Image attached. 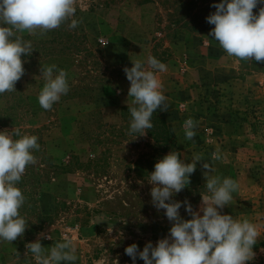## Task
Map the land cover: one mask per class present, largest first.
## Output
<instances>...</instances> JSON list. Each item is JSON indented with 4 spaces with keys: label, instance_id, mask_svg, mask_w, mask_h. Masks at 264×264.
I'll use <instances>...</instances> for the list:
<instances>
[{
    "label": "rangeland",
    "instance_id": "rangeland-1",
    "mask_svg": "<svg viewBox=\"0 0 264 264\" xmlns=\"http://www.w3.org/2000/svg\"><path fill=\"white\" fill-rule=\"evenodd\" d=\"M220 2L77 0V28L68 21L43 36L18 33L33 50L21 57L25 73L15 91L0 94V131L36 135L40 148L17 183L26 198L19 210L26 230L0 242V264H36L27 243L39 239L49 249L65 236L77 246L74 264H133L127 246L142 251L169 236L172 222L153 206L149 180L171 151L185 163L202 154L215 175L238 182L233 201L220 211L260 226L246 264H264V62L230 57L210 31L191 30ZM261 7L264 2L253 13ZM149 55L167 66L158 76L169 107L155 112L166 121L172 141L166 145L150 129L129 134L132 98L123 69L136 60L147 67ZM52 64L68 73L69 91L46 111L38 103L41 67ZM189 117L198 122L194 142L183 131ZM217 147L222 159L213 161ZM204 171L197 162L190 184L172 199L198 211L201 194H209ZM179 212L191 219L184 206ZM135 264L144 261L137 256Z\"/></svg>",
    "mask_w": 264,
    "mask_h": 264
},
{
    "label": "clouds",
    "instance_id": "clouds-1",
    "mask_svg": "<svg viewBox=\"0 0 264 264\" xmlns=\"http://www.w3.org/2000/svg\"><path fill=\"white\" fill-rule=\"evenodd\" d=\"M76 2L0 0V94L15 91V84L25 73L21 57L31 55L33 50L32 42L25 41L18 33L43 36L68 21L70 29L77 28L82 20L73 18ZM262 2L264 0H221L212 5L216 11L206 17L207 22L214 25L209 35L218 41L228 56L264 62V7L259 9L258 15L253 13ZM146 63L147 67L142 61H132L131 68L123 69L130 81L128 98H132L128 104L132 117L129 134L138 133L139 136L153 128L151 119L157 109L166 111L169 107L158 76L167 71V66L151 55ZM41 74L45 83L39 92L38 103L47 111L68 93V73L52 64L41 67ZM197 123L191 117L184 121L186 140L195 141ZM13 136L19 138L13 139ZM39 148L36 135H22L19 128L11 132L0 131V242L11 243L24 235L26 220L19 210L26 198L17 183L27 166L37 162L33 151ZM220 159L217 147L212 160ZM197 162H202L209 193L201 194L198 211L187 200L172 199L190 184ZM215 172L212 164L205 162L199 153L193 154L191 163H185L179 152L171 151L155 163L149 180L153 185L152 203L158 211L165 210L172 226L169 236L158 240L156 246L151 241L142 251L135 243L127 246L125 254L132 258L133 264L137 256L144 264H246L254 258L253 246L261 235L260 226L247 218L236 219L221 214L220 210L233 201V193L238 191L239 184L232 178L215 175ZM182 206L191 219L181 218L179 209ZM45 238L51 239V236ZM25 247L33 254L36 264H61L62 261L74 264L78 258L76 243L67 236L49 249H45L39 239Z\"/></svg>",
    "mask_w": 264,
    "mask_h": 264
},
{
    "label": "trees",
    "instance_id": "trees-1",
    "mask_svg": "<svg viewBox=\"0 0 264 264\" xmlns=\"http://www.w3.org/2000/svg\"><path fill=\"white\" fill-rule=\"evenodd\" d=\"M210 14H208L209 16ZM214 28V25L209 24L207 21H203L200 23H196L192 25L191 30L193 31H199V32H209ZM151 122L153 123V128L150 129L151 136L154 137V140L157 143L165 144L169 141H171L170 133L168 131V128L166 126V121L162 118L157 116L155 113H153ZM172 143V141L170 142ZM161 150L164 153L167 150L164 146H161ZM154 168L152 167L151 170Z\"/></svg>",
    "mask_w": 264,
    "mask_h": 264
}]
</instances>
